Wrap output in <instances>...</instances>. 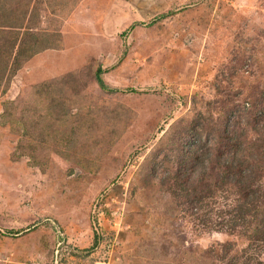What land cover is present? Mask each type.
<instances>
[{"label":"rangeland","instance_id":"rangeland-1","mask_svg":"<svg viewBox=\"0 0 264 264\" xmlns=\"http://www.w3.org/2000/svg\"><path fill=\"white\" fill-rule=\"evenodd\" d=\"M69 1L38 24L40 35L60 32L61 48L36 56L0 94V115L10 108L20 122L0 124V264H213L204 251L243 245L213 230L227 208L208 227L183 210L179 190L158 186L170 177L165 151L140 169L173 124L215 121L235 103L233 121L251 107L243 89L264 67V0ZM73 73L87 109L118 116V128L99 121L84 131L69 118L24 136L22 121L45 114L34 87ZM57 128H75L72 139Z\"/></svg>","mask_w":264,"mask_h":264},{"label":"trees","instance_id":"trees-1","mask_svg":"<svg viewBox=\"0 0 264 264\" xmlns=\"http://www.w3.org/2000/svg\"><path fill=\"white\" fill-rule=\"evenodd\" d=\"M69 2L0 0V94L7 91L12 80L36 56L61 48L60 32L40 35L41 27L38 24L43 18L48 19V11L64 13ZM43 10L44 15L41 14ZM24 29L27 31L21 33ZM260 68L259 75L244 85L243 91L249 90L247 96L252 98H248L251 104L248 110L232 121L229 112L237 106L232 103L231 107L222 109L223 115H219L215 121L207 123L209 118L201 116L196 122L173 124L140 169L145 174L155 164L157 156L165 151V166L170 177L161 180L158 186L179 190L181 195L177 201L185 207L183 210L193 211L192 218L201 220L202 225L205 221L204 226L208 227L212 222L209 215L227 208L214 214L221 222H213V230L236 235L243 245L225 244L223 249L226 250L222 256L220 252L212 256L216 250L204 251L205 256L215 259L214 263L259 264L260 256H264V67ZM82 76V73L68 74L34 87L33 94L42 99L36 112L45 114L22 121L24 136L50 134L52 126L60 127L69 118L74 119L75 128L84 131L97 129L99 121L104 126L105 121L115 126L111 130L118 128V116L111 120L110 112L101 117L99 111L87 109L85 87H81ZM96 77L101 90L109 92L101 76ZM5 110L0 115V124L11 126L16 131L20 122L12 119L10 108ZM243 124L251 129L245 131L241 127ZM75 128L63 129V134H59L57 128L54 134L65 135L69 141L73 135L68 130ZM253 130L256 131L255 136H251ZM182 137L188 145L181 142ZM99 151L96 149L95 158L88 154L86 156L96 161V158H100ZM154 184L149 180V185L153 187Z\"/></svg>","mask_w":264,"mask_h":264}]
</instances>
